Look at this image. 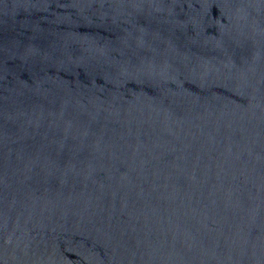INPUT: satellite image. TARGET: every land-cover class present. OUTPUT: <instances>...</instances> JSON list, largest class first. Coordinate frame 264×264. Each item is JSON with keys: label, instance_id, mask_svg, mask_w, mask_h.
<instances>
[{"label": "water", "instance_id": "water-1", "mask_svg": "<svg viewBox=\"0 0 264 264\" xmlns=\"http://www.w3.org/2000/svg\"><path fill=\"white\" fill-rule=\"evenodd\" d=\"M0 264H264V0H0Z\"/></svg>", "mask_w": 264, "mask_h": 264}]
</instances>
